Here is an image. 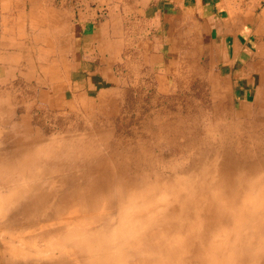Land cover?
Returning a JSON list of instances; mask_svg holds the SVG:
<instances>
[{
	"label": "rangeland",
	"instance_id": "374dc122",
	"mask_svg": "<svg viewBox=\"0 0 264 264\" xmlns=\"http://www.w3.org/2000/svg\"><path fill=\"white\" fill-rule=\"evenodd\" d=\"M130 1L108 0V12L131 25L141 16ZM254 1L228 0L242 20L227 19L218 39L194 18L173 55L168 45L154 65L135 55L96 99H64L54 39L7 61L0 264H264V18L247 20Z\"/></svg>",
	"mask_w": 264,
	"mask_h": 264
},
{
	"label": "crops",
	"instance_id": "0c3cea01",
	"mask_svg": "<svg viewBox=\"0 0 264 264\" xmlns=\"http://www.w3.org/2000/svg\"><path fill=\"white\" fill-rule=\"evenodd\" d=\"M133 2H129L131 12L139 13L141 18L135 19L138 26L133 20L130 23L140 29L141 40L133 39L131 25L111 16L108 0H0V69L6 67L7 61L18 62L31 55L34 47L48 45L54 39L56 47L62 45L65 49L58 59L64 62L63 77L56 74L62 78L60 85L68 86L62 91L64 99L66 95L68 103L82 102L112 92L135 55L152 65L159 61L166 45L170 49L168 54L173 55V38L174 45L179 43L178 38L184 37L183 29L187 36L194 18L211 21L215 39L224 35L227 19L242 20L239 13L238 18L233 16L237 15L236 7L233 6L234 10L228 7V0H180L173 4L161 0ZM99 5L106 6V15H99ZM255 6H263L262 14L254 10ZM250 8L252 14L247 20L255 14L256 19L264 18V0L254 1ZM167 23L169 29L165 30ZM32 38L34 42L29 41ZM131 45L135 50L129 49Z\"/></svg>",
	"mask_w": 264,
	"mask_h": 264
}]
</instances>
